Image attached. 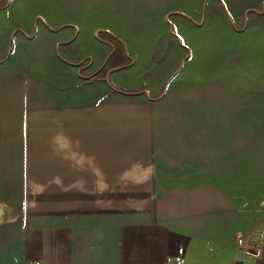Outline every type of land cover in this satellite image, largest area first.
Instances as JSON below:
<instances>
[{
	"label": "crops",
	"instance_id": "crops-1",
	"mask_svg": "<svg viewBox=\"0 0 264 264\" xmlns=\"http://www.w3.org/2000/svg\"><path fill=\"white\" fill-rule=\"evenodd\" d=\"M131 1L130 10L177 13L172 23L202 4ZM226 1L247 8L250 27L264 12V0ZM18 12L0 6V264H264V219L257 236L251 203L242 213L234 196L210 195L223 183L168 184L166 196L121 208L80 199V188L112 187L113 150L141 133L127 108L82 94L114 86L124 56L105 61L98 49L73 63L79 26L49 30Z\"/></svg>",
	"mask_w": 264,
	"mask_h": 264
},
{
	"label": "rangeland",
	"instance_id": "rangeland-1",
	"mask_svg": "<svg viewBox=\"0 0 264 264\" xmlns=\"http://www.w3.org/2000/svg\"><path fill=\"white\" fill-rule=\"evenodd\" d=\"M203 1L181 23L171 22L177 13L130 10L137 7L131 0H0V6L14 5L19 20L40 19L49 30L79 26L73 63L98 49L110 52L105 61L124 56L114 86H84L82 94L95 92L113 110L127 108L141 133L113 150L112 187L80 188L82 201L111 199L121 208L166 196L168 184L223 183L210 195L230 202L234 196L242 213L251 203L261 236L264 12L250 27L247 8Z\"/></svg>",
	"mask_w": 264,
	"mask_h": 264
},
{
	"label": "built area",
	"instance_id": "built-area-1",
	"mask_svg": "<svg viewBox=\"0 0 264 264\" xmlns=\"http://www.w3.org/2000/svg\"><path fill=\"white\" fill-rule=\"evenodd\" d=\"M251 253V252H250ZM252 254H257V252H252Z\"/></svg>",
	"mask_w": 264,
	"mask_h": 264
}]
</instances>
